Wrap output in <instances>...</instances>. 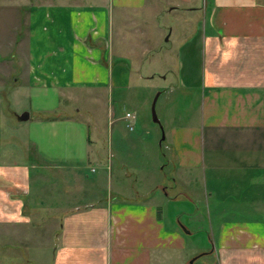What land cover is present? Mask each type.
<instances>
[{"label": "crops", "instance_id": "1", "mask_svg": "<svg viewBox=\"0 0 264 264\" xmlns=\"http://www.w3.org/2000/svg\"><path fill=\"white\" fill-rule=\"evenodd\" d=\"M163 8L190 19L181 30L180 79L187 91L189 86L199 90L198 120L172 129L179 180L194 185L191 194L186 192L192 201L206 196L207 215L221 218L209 222V238L190 244V251L197 256L211 253L212 260L204 264H264V0L34 5L23 82L56 95L130 84L134 70L115 58V36L123 43L129 39L125 55L138 53L140 46L144 55L152 45L140 43L141 38L148 41L140 28V36L132 39V15ZM2 119L0 104V141ZM69 119L71 115L51 117V144L68 141L70 131L58 125ZM25 143L5 149L0 145V264H187L183 251L194 230L168 225L152 203L102 200L76 205L59 214L55 224L57 213L42 210L31 194V168L39 150L34 141ZM200 211L197 205L189 216L199 217ZM21 243L29 253L20 251Z\"/></svg>", "mask_w": 264, "mask_h": 264}, {"label": "rangeland", "instance_id": "2", "mask_svg": "<svg viewBox=\"0 0 264 264\" xmlns=\"http://www.w3.org/2000/svg\"><path fill=\"white\" fill-rule=\"evenodd\" d=\"M67 1L77 0H0L1 147H23L28 140L35 142L39 155L31 168V194L42 210L57 213L52 218L55 224H59V214L76 205L102 200L152 203L168 225L184 224L194 230L188 235L189 247L183 251L187 264L212 260L211 253L197 256L190 246L207 240L209 222L216 224L221 218L207 215L206 196L196 203L186 194H191L194 185L184 186L179 180L180 171L170 143L175 125L193 123L199 117V90L189 86L187 91L180 79L184 61L179 50L184 41L181 30L183 22L187 24L190 19L187 14L166 7L154 14L149 9L133 13L136 24L129 27L132 39L140 36L136 33L140 28L148 37V41L139 39L140 43L152 46L144 55L141 46L138 53L125 55L129 39L124 44L115 36V58L134 70L131 83L56 95L51 89L23 82L29 17L34 5ZM193 69L197 76L198 61ZM15 76H20L21 81L14 80ZM156 97L159 120L153 115ZM24 111L30 116L20 119L19 114ZM128 111L135 117H128ZM68 115L72 119L59 121L58 125L70 131L68 141L51 144V117ZM85 140L90 146L85 145ZM22 159L30 161L25 155ZM197 205L200 216L190 217ZM18 245L22 253L30 252L24 244ZM172 255L181 258L179 254Z\"/></svg>", "mask_w": 264, "mask_h": 264}, {"label": "water", "instance_id": "3", "mask_svg": "<svg viewBox=\"0 0 264 264\" xmlns=\"http://www.w3.org/2000/svg\"><path fill=\"white\" fill-rule=\"evenodd\" d=\"M156 99H157V97L153 101V115H154V118L156 120H159V118L157 117L156 111H155V102H156ZM29 116H30V114H29L28 111H24L23 113L19 114V118L20 119H27V118H29Z\"/></svg>", "mask_w": 264, "mask_h": 264}, {"label": "built area", "instance_id": "4", "mask_svg": "<svg viewBox=\"0 0 264 264\" xmlns=\"http://www.w3.org/2000/svg\"><path fill=\"white\" fill-rule=\"evenodd\" d=\"M127 116L128 117H135V115L134 114H132L131 112H127ZM130 127L132 128L133 126L132 125H130ZM94 169V168H93Z\"/></svg>", "mask_w": 264, "mask_h": 264}]
</instances>
